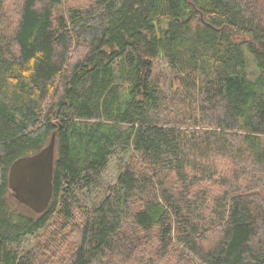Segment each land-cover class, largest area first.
<instances>
[{"label":"trees","instance_id":"16d2710c","mask_svg":"<svg viewBox=\"0 0 264 264\" xmlns=\"http://www.w3.org/2000/svg\"><path fill=\"white\" fill-rule=\"evenodd\" d=\"M261 17L250 0H0V264H264ZM53 132L36 213L8 169Z\"/></svg>","mask_w":264,"mask_h":264},{"label":"water","instance_id":"95a60500","mask_svg":"<svg viewBox=\"0 0 264 264\" xmlns=\"http://www.w3.org/2000/svg\"><path fill=\"white\" fill-rule=\"evenodd\" d=\"M55 133L39 151L15 159L8 169L12 195L36 213L43 212L52 195Z\"/></svg>","mask_w":264,"mask_h":264},{"label":"rangeland","instance_id":"374dc122","mask_svg":"<svg viewBox=\"0 0 264 264\" xmlns=\"http://www.w3.org/2000/svg\"><path fill=\"white\" fill-rule=\"evenodd\" d=\"M250 2L256 6L257 12L260 13V15L262 16L261 18L264 20V0H250ZM155 63H156V67L154 69L155 76L159 77L161 81L168 83L170 78L173 77V73L170 72V70H168V67L166 66L165 62L156 60ZM178 80L179 79L175 74L174 80H173L175 87L179 84ZM114 167H115V161H112L109 164L107 170L105 172H103V178L106 182H111L115 179L116 171H115ZM0 176H1V172H0ZM9 200H10V202H14L16 204L13 196L11 195V191L9 192ZM31 239L32 238H29L28 241H31ZM28 241H26L25 244Z\"/></svg>","mask_w":264,"mask_h":264}]
</instances>
